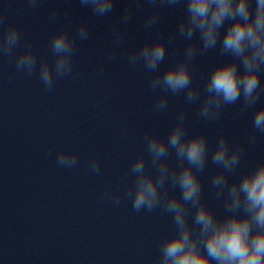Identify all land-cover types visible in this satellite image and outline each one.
<instances>
[{
	"label": "water",
	"instance_id": "95a60500",
	"mask_svg": "<svg viewBox=\"0 0 264 264\" xmlns=\"http://www.w3.org/2000/svg\"><path fill=\"white\" fill-rule=\"evenodd\" d=\"M0 7L6 9L8 23L21 29L22 43L30 42L40 58L52 59L49 39L68 20L73 28L81 22L90 28L89 39L78 44L72 76L59 80L52 93L37 75L16 73L14 61L0 58V264H157L158 242L172 230L170 218L159 211L134 213L128 200L114 207L103 194L122 191L131 161L143 151V134L154 130L166 137L181 107L187 109L188 132H204L210 147L224 134L230 142L245 145L243 166L264 158V137L257 133L254 147L246 143L253 113L264 105V97L238 120L233 114L239 104L228 106L219 123L209 124L198 118L197 105H187L183 95L170 97L166 113L153 112L150 75L129 70L119 49L115 60L103 64V77L92 78L110 43L109 26L126 7L124 0H117L113 13L99 18L78 0H45L36 12L27 10L23 0H0ZM21 8L24 14L18 15ZM52 8L61 11L54 23L48 21ZM147 11L145 5L134 14L125 48L155 38V30L149 34L141 27ZM181 15V8L162 10L157 27L165 37ZM184 43L177 38L168 45L161 72L179 58L172 53L182 52ZM226 59L218 50L198 56L193 83L202 89L201 76L206 78L212 66ZM104 95L110 99L97 107ZM49 150L52 155L46 156ZM60 150L78 154L75 168L57 167ZM92 156L101 161L99 176L85 166ZM215 170L210 165L201 174L204 198L223 215L222 203L208 190Z\"/></svg>",
	"mask_w": 264,
	"mask_h": 264
},
{
	"label": "clouds",
	"instance_id": "9594fccd",
	"mask_svg": "<svg viewBox=\"0 0 264 264\" xmlns=\"http://www.w3.org/2000/svg\"><path fill=\"white\" fill-rule=\"evenodd\" d=\"M117 0H78L95 17L113 13ZM126 7L119 20L109 26L110 43L93 73L102 78L103 64L116 58L120 50L129 70L149 74V90L154 95L152 111L166 113L170 97L183 95L187 105H197L196 115L209 124L219 123L228 106L239 107L234 119L255 108L264 97V0H124ZM27 10L36 12L45 0H23ZM147 5L141 27L155 38L131 50L124 47L126 29L135 13ZM182 9L175 29L167 34L158 29L163 9ZM25 9L17 10L23 15ZM61 11H48L54 23ZM67 18V12L64 13ZM5 25H7L5 27ZM90 36L89 25L81 22L73 28L70 20L54 32L48 47L52 59L38 57L23 33L8 23L7 11L0 7V58L14 61L15 72L26 77L38 76L44 89L52 93L59 80L72 76L78 44ZM184 41L179 58L163 72L160 66L168 55V45ZM218 50L228 57L215 64L204 84L193 83V64L198 56ZM13 79L9 75V81ZM110 98L102 96L97 107ZM187 109L181 107L167 136L156 131L143 134V151L130 163L122 191L107 190L103 197L114 207L131 202L134 213H153L170 218L172 230L158 242L157 264H264V158L243 166L245 145L234 144L221 134L214 148L204 132L190 134L186 124ZM257 133L264 137V105L252 116V132L246 143L254 147ZM127 135V131L123 132ZM49 150L46 156H51ZM174 157V163L173 161ZM55 162L62 169H73L78 154L70 150L56 153ZM216 170L209 181V191L222 203L223 215H217L204 198L201 174L209 166ZM99 176L101 161L92 156L85 165ZM130 177V182L128 181ZM178 190V194H177Z\"/></svg>",
	"mask_w": 264,
	"mask_h": 264
}]
</instances>
